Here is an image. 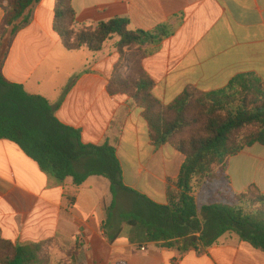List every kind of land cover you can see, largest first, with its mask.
<instances>
[{"label":"crops","instance_id":"0c3cea01","mask_svg":"<svg viewBox=\"0 0 264 264\" xmlns=\"http://www.w3.org/2000/svg\"><path fill=\"white\" fill-rule=\"evenodd\" d=\"M72 3L79 24L126 19L132 31L172 28L161 44L144 48L150 53L142 60L154 82V96L165 105L190 87L216 92L248 75L264 83V0ZM55 6L56 0H41L31 24L18 33L5 59V78L56 106L57 119L79 130L84 144L115 147L125 186L167 204L168 191L174 189L169 181L179 176L184 156L168 144L155 148L142 109L132 107L126 95L109 94L120 61L117 39L100 52L65 49L53 28ZM4 17L0 7V42ZM227 175L234 191L255 186L264 194V145L230 158ZM112 201L108 179L92 176L77 186L67 178L60 184L15 143L0 140V237L6 241L78 242L82 252L74 264H264V252L235 234L201 250L181 252L164 242L146 241L117 216L105 226Z\"/></svg>","mask_w":264,"mask_h":264},{"label":"trees","instance_id":"16d2710c","mask_svg":"<svg viewBox=\"0 0 264 264\" xmlns=\"http://www.w3.org/2000/svg\"><path fill=\"white\" fill-rule=\"evenodd\" d=\"M40 2L0 0L5 12L0 42V140L15 143L60 184L67 178H73L77 186L92 176L108 179L113 201L105 226L117 216L142 232L146 241L164 242L181 252L212 246L226 234H235L264 252V194L255 186L234 191L227 175L230 158L254 145H264V83L248 75L216 92L190 87L165 105L154 96V82L144 71L142 60L150 53L144 48L158 46L170 37L171 27L132 31L126 19L87 26L78 23L73 0H56L53 28L65 49L100 52L117 39L120 61L109 83V94L126 95L132 107L142 109L155 148L168 144L185 158L179 176L169 181L174 189L168 191L167 204H156L125 186L115 147L84 144L79 130L57 119L56 106L5 78L8 51L18 33L31 24ZM222 174L229 196L209 197L199 204L194 191L202 186L204 193L212 191L209 184ZM126 197H130L132 209L117 212ZM57 241L70 249L59 264H74L81 255V244ZM54 244V240L13 244L0 237V264H51L42 252Z\"/></svg>","mask_w":264,"mask_h":264},{"label":"rangeland","instance_id":"374dc122","mask_svg":"<svg viewBox=\"0 0 264 264\" xmlns=\"http://www.w3.org/2000/svg\"><path fill=\"white\" fill-rule=\"evenodd\" d=\"M214 173L216 174V176L219 174V167H217L214 170ZM224 176L225 175H223V174L220 175L219 177H217V179L213 180V183L211 182L212 184L211 183L209 184V186H211L212 191L209 190V192L207 194L204 193L205 192V186L197 188L194 191V197L199 204L209 197L229 196L230 188L228 187V184L224 181ZM218 179H220L219 182H218ZM124 202L126 203V205L120 206L119 209L117 210V212H122V211L131 209L129 197L124 198ZM66 248L67 247L64 248V246H62L61 243H57V245L55 243L54 245L44 247L43 252H42V257L44 258V260L46 258L51 259V264H52L53 260L55 262H57L60 259H62L63 257H65V254L68 253V251L70 250V249L68 250Z\"/></svg>","mask_w":264,"mask_h":264}]
</instances>
